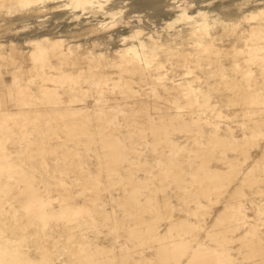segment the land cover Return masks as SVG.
<instances>
[{
    "label": "bare ground",
    "instance_id": "obj_1",
    "mask_svg": "<svg viewBox=\"0 0 264 264\" xmlns=\"http://www.w3.org/2000/svg\"><path fill=\"white\" fill-rule=\"evenodd\" d=\"M1 5L0 31L26 33V45L31 47L28 57L35 67L32 71L42 84L41 95H37L29 87L35 81L33 76L14 79L13 107L0 90V190L9 189L6 195L17 198L25 216L17 219L15 208L6 209L10 226L0 224V264H231L229 243L237 240L256 250V224H248L235 240L231 234L248 221L241 208L244 187H255L258 193L263 190L264 145L246 169L242 171L241 166L248 161L253 143L264 142V79L259 84L253 71L243 68L244 63L259 60L264 65V56H259L264 52V0L239 4L212 0L202 10L189 9L181 0H0ZM49 7L54 12L37 15ZM157 15H163V22L152 19ZM119 21L124 29L130 28L129 34L114 29ZM140 24L151 28L143 32L136 28ZM245 25L250 39H243L245 49L236 51L249 56L244 63L233 62L244 83L230 81L224 74L220 78L224 89L233 90L228 102L234 104L240 98L248 119L241 138L232 136V128L226 138L220 134L223 115L217 108L208 123L212 96L189 77L204 71L198 57L216 46L214 26L224 34ZM65 33H72L73 39L86 36L98 48L83 55L81 45L69 41ZM115 39L118 44L109 48ZM163 40L171 43L164 46ZM174 40H182L183 48ZM161 52L169 55L168 60L183 61L182 78L167 72L164 61L157 58ZM6 60L15 67L10 58ZM79 63L83 64L76 66ZM75 66L80 68L73 71ZM261 74L264 76V66ZM147 80L156 85L147 87ZM136 99L151 112L138 114ZM161 101L169 105L172 116L163 115ZM140 122L142 126H137ZM203 124L215 127L206 132ZM192 126L205 141L195 136ZM168 133L189 135L190 139H179L190 146L166 137ZM138 140L141 143L134 146ZM19 144L26 149L20 150L23 158L16 162L11 154ZM149 146L154 156L143 157ZM228 150L244 158L231 157ZM177 156L189 160L177 162ZM213 157L221 167L210 164ZM187 164L190 181L183 178ZM139 173L142 176H136ZM151 174L153 179L156 176L169 183L157 185ZM237 178L205 230V238L216 245L192 244L189 237L199 233L209 218L200 208L201 199L211 200L213 194L221 199ZM119 183L121 189L111 194ZM169 184L176 185L175 195L181 202H193L194 208L180 207L184 213L174 215L175 207L165 192ZM187 184L196 189L195 199L187 195L192 191ZM141 187L147 193L139 199ZM105 194L123 205L121 214L100 209ZM162 206L165 214L160 213ZM159 215L169 221L163 231L157 225ZM257 220L264 225V201L257 205ZM99 223L114 230L113 244L95 243L90 237L89 231ZM144 245L153 257L136 258L134 253L142 254Z\"/></svg>",
    "mask_w": 264,
    "mask_h": 264
},
{
    "label": "rangeland",
    "instance_id": "obj_2",
    "mask_svg": "<svg viewBox=\"0 0 264 264\" xmlns=\"http://www.w3.org/2000/svg\"><path fill=\"white\" fill-rule=\"evenodd\" d=\"M167 1V0H166ZM183 2H187V4L189 5V9H196V8H201L205 9V6L207 5V3H209L212 0H181ZM233 3H241L243 0H232ZM246 5V4H245ZM247 6H250V4L248 3ZM246 8H250L247 7ZM188 9V10H189ZM246 10V9H245ZM3 9H2V5L0 7V17L3 16ZM147 11V10H146ZM52 13L54 12V10H52L50 7L47 9V11H41L38 12L37 15H39L40 17H42V15H44L45 13ZM249 11H244V13H248ZM145 12H143L144 14ZM134 15L136 13H133ZM131 15V14H130ZM192 15H195V13H192ZM45 17H49V21H50V15H47ZM43 17V19L45 18ZM46 19V18H45ZM47 19V21H48ZM128 19V18H127ZM127 19H123V20H127ZM153 20L155 19L157 22L160 21L163 22V15H157V17L152 18ZM52 20V19H51ZM132 20V19H129ZM159 20V21H158ZM59 22L61 20H58ZM125 22V21H124ZM124 25V23H122V21L117 22V24L115 25L114 29L116 30H122L121 33L123 34H129L130 33V28H123L122 26ZM151 28V26H145V25H138V29L142 30L143 32H148L147 28ZM158 27V26H157ZM247 26H240L239 28H230L226 31V33L222 34V29L218 28L217 26L213 28V35L216 37V41H215V47L210 49V51H208L207 53L204 54H200L199 55V62L201 63V67L203 68L202 70H204L203 72H196L193 73L191 75V80L194 79V84L197 88H202L204 90H207V92L212 96L211 100H212V105L215 106H211V108L208 109L207 114L209 116V119L215 116V113L213 112L215 108H217L218 112H221L223 117L221 118L220 122H221V130H220V134L222 136H226V138L229 136V134L227 133V130L229 128H232V130L234 131L233 133V137L236 138H241L242 136V130H243V123H247L248 119L244 112H245V107H243L241 102V99L238 97H236V103H232L230 104L227 100V97L230 96L231 94L234 96L233 94V90L232 89H224V87H222L223 82L221 80V74H224L225 76H227V78H229L230 81H235V82H239L240 83H244L242 82V74L233 68V62L234 61H239L240 63H244V60H246L249 56V54L247 52H240L237 53V51H239V49H245V47L243 46V39H250V36L247 35V30L245 29ZM159 28V27H158ZM239 29V32L237 31ZM15 31L12 32H8V33H3L0 31V51H1V58H0V90L5 94V99L6 102L8 104V106L13 107V80L14 79H18L19 81H24L26 80V78L33 76V78H35L34 83H31L29 85V87L33 90V92L37 95H41V93H39V86H41V82H39V80L37 79V77L34 75L35 73L32 71L33 69H35L34 64L32 63V61L29 59L28 57V53L29 50L31 49V47H28L25 42V32L24 35H22V33H18V34H12ZM28 32V31H27ZM66 34V33H65ZM68 34V36H67ZM66 34V38L69 41H73V42H77L78 44H80V51L82 52L83 55H85L88 50L90 51H94L96 48H98L97 46L92 45L91 41H87L86 36H77L74 37L73 39V34L72 33H67ZM21 35V36H20ZM33 35V34H32ZM246 36V37H245ZM241 37V38H240ZM76 38V39H75ZM187 38V37H185ZM11 39L13 40V42H11ZM182 39V38H181ZM176 42L178 47H181V45L183 44L182 40L179 41H173V43ZM114 43H117V40L115 39L113 41V43L109 44V48H113L114 47ZM171 41H164L163 40V44L164 46L167 44H170ZM118 44V43H117ZM191 44V43H190ZM183 48V47H181ZM191 51L193 50L192 48H189ZM214 52H211V51ZM237 50V51H236ZM236 51V52H235ZM192 53H194V51H192ZM112 54V52L110 53V55ZM210 56V57H208ZM259 56H264V52H262L261 54H259ZM11 59V62H15L16 65L14 68H11L9 65V61H7L6 59ZM160 58L158 60H162L164 61V65H165V69H167V72L169 74H171L172 76L175 77V79H179L182 78V76L185 75V67L183 65V61L180 62L179 59L176 60H168L170 57L169 55H166V52H161L160 55L157 57ZM51 62L53 64L57 63V60L52 59ZM83 63H79V65L76 66H81ZM73 67V71H76V68H80V67ZM84 66V65H83ZM264 65H262L261 60L253 63V64H247L244 63L243 68H245V70L251 69L253 71V78H257V80L260 82H258L259 84L262 83L264 76L261 74V69L263 68ZM205 67H207L208 69H204ZM111 71V73L115 76V71L113 69H109ZM49 71V70H48ZM195 74L201 75V78H196ZM116 77V76H115ZM252 78V79H253ZM141 79L138 78V76L135 77V81L139 82ZM82 81V80H81ZM146 82V86L150 88V86L152 85H156L155 82L152 80H147ZM242 85V84H241ZM136 87L139 86V83H136L135 85ZM150 98H153V96H151ZM152 102V100H150ZM159 105L162 108V112L163 115L165 117H170L173 115L172 110L170 109L169 105L165 104L164 101L158 102ZM142 103L140 102L139 99H136L135 102V106L138 107V114L143 113L144 116H146L149 112H151V110H146L145 108L142 107ZM127 112H130L129 108H126ZM212 122L211 119L209 120L208 123ZM137 126H142L141 122L137 125ZM204 127V130L206 132L214 129L215 125L214 124H203L202 125ZM249 126H252V123L249 122ZM145 129V128H144ZM143 129V130H144ZM191 129H195V136H199V139L201 141H205V137L201 136L197 131H196V127H193ZM142 130V129H141ZM128 130H124L123 132H127ZM148 139L151 140V137L149 135V132H146ZM166 137H171L172 139H174L176 142L182 143L185 146H190V144H188L187 140L185 142L180 141L179 138H191L189 135H186L185 133H168L166 135ZM230 137V136H229ZM138 138H140V136L138 135ZM137 138V139H138ZM230 142H235L233 141V138L230 139ZM207 142V141H206ZM205 142V143H206ZM141 143L138 140V143L135 144L134 146H138V144ZM264 145V142L260 143L259 145H255L253 143V147L251 149V155L248 156V161L246 163H244L241 167H242V171L244 169H246L251 163L252 161L259 156L261 149ZM150 146L148 149H144L143 150V157L147 156V157H153L154 153L150 150ZM26 148L21 146V144H19V146H13V153L11 154V156H13V160H15L16 162L20 159L22 160L23 158V154L20 153V150L23 152V150H25ZM165 152L167 153L168 150L167 148H165ZM44 154V156L48 153H41L40 155ZM227 155L233 157L236 155V152L228 150L227 151ZM237 157L243 159L244 156L239 154L236 155ZM174 159L177 162L180 161H187L189 160V158L187 157H181V156H177L176 158L174 157ZM71 160V158L67 159L66 161ZM88 160L90 162H92V164L94 163L93 159L88 158ZM68 163L66 162V165ZM212 166L215 167H221V165L219 164V162L217 161L216 157H213V161L210 163ZM38 167H40L39 164H37ZM159 171V169H154L153 172H157ZM140 172V171H139ZM190 172H191V168L190 166L187 164L184 167V173H183V178L185 180L190 181L191 180V176H190ZM141 174H143V172H141ZM140 175L137 174L136 176ZM142 176V175H140ZM240 178V177H239ZM235 179L230 186L227 188L225 195L220 199L217 198V195H212L211 196V200L209 199H205L202 198L201 199V210L202 212H206L209 215V218L207 219L206 224L203 226V229L197 233L194 237H189V239H191L192 244H195L197 242L202 241L205 244H208L210 246H215L216 242L209 240L207 238H205V230L206 227L209 226L210 221L212 220L213 216L215 215V213L221 209V207H223L225 201L227 200V196L229 195V193L233 190L236 182L238 181V179ZM151 180L153 182H155L157 185L161 184L164 185L166 184L165 182L169 183V180H166L165 182L160 180L159 177L154 176V179L152 177L151 174ZM122 183H119V185H115L113 191L111 192V194H115L116 188H118L119 190L121 189ZM261 188L263 189L261 193L256 192V188L255 187H251V186H246L244 187V196L242 198V202H241V208L243 210V212L246 214V217L248 219L247 222L245 223H241L239 225V227L236 229L235 232H233L231 235L235 236L234 240L240 235V233H242L245 228L248 226V224H256V228H257V236H258V243L259 245L256 247V250H251L250 248L246 247L245 245H243L240 241H233L231 243L228 244L229 248H230V254L232 256V262L231 264H263L262 263V258L264 257V225L260 222V220H257V205L261 204L264 201V181L261 182L260 184ZM169 187L165 190V192L168 193L169 198H168V202H172L173 206L175 207V212L174 215H180L183 214V211H179V208H185V207H191L194 208V203H187V202H181L177 196L175 195V191H178L176 185L174 184H169ZM161 187V186H160ZM187 187L190 188L192 191H190L189 193H187V189L183 188L184 192L187 193V195L189 197L192 198H196V189H193L192 187H189V184H187ZM198 190L200 188L196 187ZM4 187L1 188L0 190V224H5L10 226V216L5 212L6 209H9L11 207L15 208V213H16V217L18 218H22L24 220L25 216H23V211H22V206L21 204L17 201L16 197H12L11 195H6V193L9 191L8 188ZM119 192V191H117ZM145 193L146 190L141 187L140 188V192H139V199L140 198H145ZM107 196V194H105L103 196V203L101 205V210H111L113 209V211L117 214H121L122 212V207L123 205L118 204L115 200V198H112V196ZM105 197V198H104ZM116 197V196H115ZM3 199H6V201H2ZM215 199H218V201L216 203H213L215 201ZM160 213L161 214H165V207H161L160 209ZM192 220L195 222L197 221L196 218H192ZM169 223L168 220L164 219L163 216H158L157 219V225L159 226V230L163 231L164 228L166 227V225ZM90 237L93 239V241L95 243H99V244H106V245H111L114 242V230H111L109 227H106L105 223H99V226L97 229H93L91 231H89ZM126 244L132 245V243L130 241H126ZM218 243V242H217ZM114 245L119 246V243H115ZM145 246V247H144ZM143 246V250H142V254L137 251L136 253H134L136 258L141 259L142 257H153V252L151 251V249L148 247V245H144ZM141 254V255H140ZM114 264H119L118 261H114ZM144 264V263H143Z\"/></svg>",
    "mask_w": 264,
    "mask_h": 264
}]
</instances>
